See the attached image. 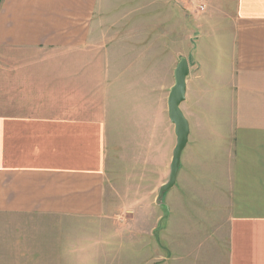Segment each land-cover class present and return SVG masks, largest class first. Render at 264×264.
<instances>
[{
  "label": "crops",
  "instance_id": "crops-1",
  "mask_svg": "<svg viewBox=\"0 0 264 264\" xmlns=\"http://www.w3.org/2000/svg\"><path fill=\"white\" fill-rule=\"evenodd\" d=\"M192 21L185 41L179 0H1L0 264H48L58 234L111 214V188L168 182L182 58L190 134L179 171L208 187L201 164L252 149L254 211L229 183L222 264H264V0H213Z\"/></svg>",
  "mask_w": 264,
  "mask_h": 264
},
{
  "label": "rangeland",
  "instance_id": "rangeland-1",
  "mask_svg": "<svg viewBox=\"0 0 264 264\" xmlns=\"http://www.w3.org/2000/svg\"><path fill=\"white\" fill-rule=\"evenodd\" d=\"M180 2L184 8L186 41L188 36L194 35L191 30L193 18L207 12L213 0ZM202 6L205 9L200 11ZM55 59V65H64L62 53H56ZM246 125L247 129L254 130L251 127L254 124H241L242 127ZM227 150L225 148L215 156L222 162L220 165L214 166L211 159L207 165L201 164L202 173L213 179L208 187L204 184L199 188L192 186L193 174L184 165L178 172L176 187L162 198H159L160 188L154 185L157 181L153 179L145 181V186H129L125 180L124 185L111 188V214L100 222L69 226L67 231L58 234L55 237L56 254L54 257L46 255L44 263L222 264V244L227 233L223 204L228 199V184H237L232 189H237L243 196V208L250 213L254 211L257 162V156L250 153V148L248 153L236 155ZM129 157L133 156L130 154ZM121 173L118 172L119 177ZM132 176H136L134 171ZM176 189L180 190V203L175 199L170 206L168 202ZM193 191H198L200 196ZM199 208L203 210L200 216L197 215L201 211Z\"/></svg>",
  "mask_w": 264,
  "mask_h": 264
},
{
  "label": "water",
  "instance_id": "water-1",
  "mask_svg": "<svg viewBox=\"0 0 264 264\" xmlns=\"http://www.w3.org/2000/svg\"><path fill=\"white\" fill-rule=\"evenodd\" d=\"M190 74L188 60L182 58L174 73L175 84L171 88L168 98V113L172 124L175 125L177 144L173 152L171 171L168 182L160 188L159 198L176 185L177 175L181 163V156L189 141V122L184 116L181 105L186 100V81Z\"/></svg>",
  "mask_w": 264,
  "mask_h": 264
},
{
  "label": "built area",
  "instance_id": "built-area-1",
  "mask_svg": "<svg viewBox=\"0 0 264 264\" xmlns=\"http://www.w3.org/2000/svg\"><path fill=\"white\" fill-rule=\"evenodd\" d=\"M205 9V6H202L201 8H200V11H203Z\"/></svg>",
  "mask_w": 264,
  "mask_h": 264
},
{
  "label": "trees",
  "instance_id": "trees-1",
  "mask_svg": "<svg viewBox=\"0 0 264 264\" xmlns=\"http://www.w3.org/2000/svg\"><path fill=\"white\" fill-rule=\"evenodd\" d=\"M0 2H1V0H0Z\"/></svg>",
  "mask_w": 264,
  "mask_h": 264
}]
</instances>
